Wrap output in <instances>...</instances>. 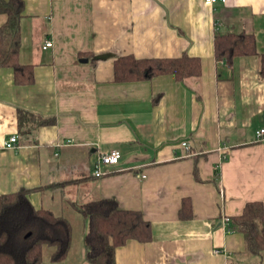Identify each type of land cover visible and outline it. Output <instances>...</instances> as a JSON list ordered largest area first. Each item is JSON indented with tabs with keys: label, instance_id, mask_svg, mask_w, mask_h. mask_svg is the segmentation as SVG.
I'll list each match as a JSON object with an SVG mask.
<instances>
[{
	"label": "crops",
	"instance_id": "0c3cea01",
	"mask_svg": "<svg viewBox=\"0 0 264 264\" xmlns=\"http://www.w3.org/2000/svg\"><path fill=\"white\" fill-rule=\"evenodd\" d=\"M23 1L19 59L33 66L34 82L18 86L13 69L0 68V195L31 190L37 209L69 220L72 248L61 264H88L87 229L73 204L102 198L152 226L149 242L118 247L116 264H264V251H246L243 235L223 222L247 203L264 207L256 137L264 129V0ZM7 20L0 14V27ZM242 32L256 37L258 55L217 59L215 37ZM46 41L54 46L44 49ZM184 54L200 58L198 77L115 81L121 57ZM19 110L54 122L21 127ZM14 135L19 147L5 149ZM115 150L120 162L94 177L95 161Z\"/></svg>",
	"mask_w": 264,
	"mask_h": 264
},
{
	"label": "trees",
	"instance_id": "16d2710c",
	"mask_svg": "<svg viewBox=\"0 0 264 264\" xmlns=\"http://www.w3.org/2000/svg\"><path fill=\"white\" fill-rule=\"evenodd\" d=\"M23 0H0V14L8 16L0 27V68L13 69L14 82L27 86L34 82L33 66L20 62L22 49ZM214 53L219 60L233 63L241 56L258 55L253 34L217 35ZM260 75L264 78V55L260 56ZM118 83L141 82L158 76L173 75L176 81L198 77L202 73L200 58L184 54L180 58L141 59L133 56L119 58L114 64ZM19 125L53 124L33 113L18 111ZM31 190L0 195V264H43L44 249L50 247L54 264L66 261L72 248L73 229L64 216L49 210L37 209L29 200ZM83 216L87 229L85 257L88 264H116V250L136 240L149 242L152 226L140 211L123 210L117 200L100 199L85 204H73ZM189 201L183 203L181 218L189 212ZM230 230L240 232L246 241V251L261 255L264 251V207L257 202L247 203L242 215L231 218Z\"/></svg>",
	"mask_w": 264,
	"mask_h": 264
},
{
	"label": "built area",
	"instance_id": "2783aa9c",
	"mask_svg": "<svg viewBox=\"0 0 264 264\" xmlns=\"http://www.w3.org/2000/svg\"><path fill=\"white\" fill-rule=\"evenodd\" d=\"M227 0H205L207 6L214 5L216 3L225 4ZM44 49H48L54 46L52 41L45 42ZM257 142H264V129L258 130L256 133ZM18 135L11 136L4 142V148L7 150H15L19 147L18 145ZM183 147L189 149L188 143H183ZM122 159L121 152L119 150L111 151L108 153L101 154L99 158L95 161L92 171L93 175L96 178H101L106 175V171L103 170V167H114ZM145 177V176H144ZM143 177V178H144ZM224 223L229 224L231 222L230 218H225Z\"/></svg>",
	"mask_w": 264,
	"mask_h": 264
},
{
	"label": "rangeland",
	"instance_id": "374dc122",
	"mask_svg": "<svg viewBox=\"0 0 264 264\" xmlns=\"http://www.w3.org/2000/svg\"><path fill=\"white\" fill-rule=\"evenodd\" d=\"M53 252V249L50 248V247H46L44 249V256H43V259H44V263L43 264H54L52 261H51V254Z\"/></svg>",
	"mask_w": 264,
	"mask_h": 264
}]
</instances>
